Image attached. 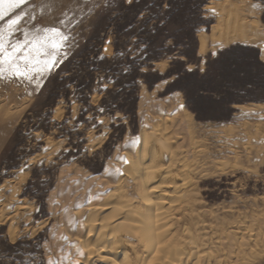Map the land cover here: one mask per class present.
Masks as SVG:
<instances>
[{
	"label": "rangeland",
	"instance_id": "1",
	"mask_svg": "<svg viewBox=\"0 0 264 264\" xmlns=\"http://www.w3.org/2000/svg\"><path fill=\"white\" fill-rule=\"evenodd\" d=\"M222 1L136 0L131 7L117 11L115 20L94 23L97 0H29L30 14L36 17L29 28L54 26L69 37L65 46L68 59L56 70L59 75L53 76L55 83L68 75L72 81L66 92L49 80L37 97L32 83L0 79V264L79 263L76 257L83 256L73 246L71 234L77 231L71 228L68 214L76 211L75 202H88L91 191L105 186L107 176L122 174L120 166L127 160L124 141L140 132L144 91L154 92L158 100L171 94L179 95L183 103L187 100L185 108L194 123V133L187 139L193 150L190 157L201 151L195 158L199 163L214 161L215 166H208L210 174L206 175L204 166L186 175L189 209L175 215L172 227L178 238L181 234L180 241H186L185 232H189L197 243L192 250L208 255L204 257L208 260L198 264H214L221 256L218 264H231L220 246L221 238L228 232L237 239L248 229L262 231L264 73L257 72L250 85L236 87L233 82L248 70L241 54L248 60L260 57L264 25L256 42H233L199 54V34L211 32V25L217 22L211 7ZM165 2L171 4L169 9L163 8ZM234 2L250 3L254 13L247 18L264 23V0ZM141 10L153 17L146 26L135 19ZM157 18L184 20L169 37L175 42L171 51L167 40L161 44L158 38L155 43L149 39L148 28L163 27ZM129 21L132 30L127 28ZM137 30L146 41L147 52L131 43L132 31ZM109 40L113 42L106 43ZM225 50L235 53L233 67L222 71L217 64L216 71L207 75L199 71L205 62L217 60L212 52ZM159 84L162 86L156 90ZM208 88L217 90L211 93L212 99L224 93L226 103L201 102L200 95ZM239 105L255 109L246 111ZM118 115L121 119H116ZM25 163L28 169L20 171ZM132 180L122 182L131 196ZM108 189L113 188L104 191ZM83 217L87 219V215ZM86 234L82 232L83 237ZM15 241L19 243L14 246ZM263 245L244 250L243 264H264Z\"/></svg>",
	"mask_w": 264,
	"mask_h": 264
},
{
	"label": "bare ground",
	"instance_id": "2",
	"mask_svg": "<svg viewBox=\"0 0 264 264\" xmlns=\"http://www.w3.org/2000/svg\"><path fill=\"white\" fill-rule=\"evenodd\" d=\"M234 1L224 0L212 5L211 8L217 14V22L211 25L210 33L199 34V54L233 42H256L255 39L260 38L264 23L249 19L254 13L250 3ZM261 50L264 55V46ZM161 86L162 84L157 85L156 90ZM141 93L140 132L132 140L124 141L128 162L120 166L122 174L116 175L114 172L107 176L105 186L91 191L88 202L82 204L72 200L75 205L71 206L76 211L68 214L70 217L67 219H70L71 228L74 227L77 232L71 234V240L74 248L85 254L81 259L76 257L78 264H94V260H98L99 264H198L207 259L204 258L208 256L207 252L204 255L192 250L197 243L189 232H185L186 241H180L181 234L178 233V238L172 227L175 215L189 209L190 197L185 193L186 175L195 169H203L204 166L207 168L206 175L210 174L208 166L214 165V161L199 163L195 158L201 156V151L195 152V158L190 157L193 150L188 140L189 134L194 133V123L188 110L180 107L183 101L179 95L171 94L170 97L158 100L153 97L154 92L150 95L145 91ZM238 107L246 111L255 109L246 105ZM128 178H133L134 196L129 195L122 184ZM106 187L113 189L105 192ZM106 209L109 212L102 215L101 212ZM70 212L68 209V213ZM84 215H87V219H83ZM240 229L246 230L245 227ZM260 229L262 231L256 232L248 229L246 233L240 234V239L237 238L239 240L231 232L220 237V246L231 259V264H243L244 257L241 254L245 253L244 250H253L264 244V227L260 226ZM84 231L87 234L83 237ZM245 255L247 256V252ZM220 258L214 264H218Z\"/></svg>",
	"mask_w": 264,
	"mask_h": 264
},
{
	"label": "snow or ice",
	"instance_id": "3",
	"mask_svg": "<svg viewBox=\"0 0 264 264\" xmlns=\"http://www.w3.org/2000/svg\"><path fill=\"white\" fill-rule=\"evenodd\" d=\"M135 2L136 0H97V4L94 6V14L96 16L94 23H99L109 18L115 20L117 11L122 10L125 6L131 7ZM170 7L171 4L168 2L163 4L164 9H169ZM253 7H258V5H253ZM31 11L33 9L29 0H0V79L12 80L15 78L32 83L35 85L37 97L43 92L44 86L49 80L54 81V86L57 88L62 87L67 92L72 77L70 75L64 76L59 79L58 83H55L53 73H56V70L68 59L65 46L69 37L60 28L54 26L44 27L42 30L29 28L27 25L36 19L34 15L30 14ZM135 19L141 25L146 26L153 17L146 15L141 10L137 13ZM157 19L163 27L157 28L153 25L148 28L149 39L155 43L158 38L161 44L167 40L169 42L168 50L171 51L175 47V42L169 40V37L175 35L177 28L184 20L183 18L181 21L171 18L167 21L163 18ZM127 28L132 30L131 21L127 23ZM130 40L135 49L139 50V48L143 47L144 52H147L146 41L141 39L138 30L132 31ZM112 42L109 40L106 43L110 44ZM104 51L107 52V47H105ZM211 56L216 57L217 60H214L211 64L205 62L206 66L199 69L200 72L206 75L209 72L216 71L217 64L220 65L222 71L234 66L233 58L235 53L232 51H214ZM241 59L247 65L248 70L243 74L242 79L233 82V86L236 87L250 85L257 72L264 73V57H254L248 60L241 54ZM188 71L191 72L193 69H188ZM56 75L58 76L59 73H56ZM213 91L217 90L204 89V93H208V95L201 93V102L211 100L214 106L226 103L224 93H220L215 99H212L211 93ZM187 102L186 100L180 107H185ZM100 111H104V109H100ZM116 119H121V117L118 115ZM124 162L127 163V160ZM28 167L29 165L25 163L21 166L20 171H25ZM13 243L15 246L19 241ZM79 254L81 256L85 255L83 252ZM48 264H52V261H49Z\"/></svg>",
	"mask_w": 264,
	"mask_h": 264
},
{
	"label": "crops",
	"instance_id": "4",
	"mask_svg": "<svg viewBox=\"0 0 264 264\" xmlns=\"http://www.w3.org/2000/svg\"><path fill=\"white\" fill-rule=\"evenodd\" d=\"M259 50H260V57H262V54H261V48H260V47H259ZM262 105H264V103H263Z\"/></svg>",
	"mask_w": 264,
	"mask_h": 264
}]
</instances>
